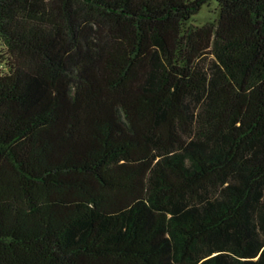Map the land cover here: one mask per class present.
I'll list each match as a JSON object with an SVG mask.
<instances>
[{"label": "trees", "instance_id": "trees-1", "mask_svg": "<svg viewBox=\"0 0 264 264\" xmlns=\"http://www.w3.org/2000/svg\"><path fill=\"white\" fill-rule=\"evenodd\" d=\"M208 1L0 0V264H264V0Z\"/></svg>", "mask_w": 264, "mask_h": 264}, {"label": "rangeland", "instance_id": "rangeland-1", "mask_svg": "<svg viewBox=\"0 0 264 264\" xmlns=\"http://www.w3.org/2000/svg\"><path fill=\"white\" fill-rule=\"evenodd\" d=\"M215 9H216V3L214 0H210L206 2L201 8H199V10L193 16H191L188 24L200 26L208 21L214 22L216 20V10ZM241 167H242L241 165L240 166L238 165L232 168L229 171V174L227 175V181L224 184L227 185L228 183L232 182L234 179L236 180L239 175V172L241 171ZM235 180L233 182H235ZM200 198L201 199L205 198L208 201L212 202L214 206L218 205V207L219 206L223 207L228 203L227 197L223 196V192L221 190L213 192V191L204 189L201 191ZM190 203L193 204L194 202H190ZM168 216H170V214H168ZM173 226H174V222H170V225H169V228H167L166 234L171 241L173 260H176L178 257L179 246L180 244H182L183 238L179 233H177L174 230ZM235 246H236V235L232 231H229L226 245H224L222 248H217L216 244L214 243H212L211 245L207 247L205 246L198 247L197 248V256L199 258L198 260H202L204 258L206 259L210 255L219 252L225 257H227L232 264H236V262H238V259L235 254ZM257 254L255 257L253 258L251 257L250 259L255 260L257 258Z\"/></svg>", "mask_w": 264, "mask_h": 264}]
</instances>
